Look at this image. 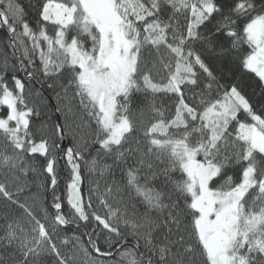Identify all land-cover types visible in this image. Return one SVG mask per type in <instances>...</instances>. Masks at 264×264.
Wrapping results in <instances>:
<instances>
[{"label": "snow or ice", "instance_id": "obj_1", "mask_svg": "<svg viewBox=\"0 0 264 264\" xmlns=\"http://www.w3.org/2000/svg\"><path fill=\"white\" fill-rule=\"evenodd\" d=\"M0 33V264H264V0H0Z\"/></svg>", "mask_w": 264, "mask_h": 264}, {"label": "trees", "instance_id": "obj_2", "mask_svg": "<svg viewBox=\"0 0 264 264\" xmlns=\"http://www.w3.org/2000/svg\"><path fill=\"white\" fill-rule=\"evenodd\" d=\"M21 3H24L25 4V6L27 5V0H21ZM2 33H0V37H2ZM56 119V117L55 116H53V120H55ZM63 183V182H62Z\"/></svg>", "mask_w": 264, "mask_h": 264}]
</instances>
